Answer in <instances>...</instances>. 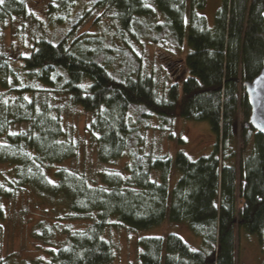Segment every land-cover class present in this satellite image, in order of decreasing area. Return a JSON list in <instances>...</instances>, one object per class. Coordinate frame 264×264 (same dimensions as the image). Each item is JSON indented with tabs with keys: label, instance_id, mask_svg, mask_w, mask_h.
Listing matches in <instances>:
<instances>
[{
	"label": "trees",
	"instance_id": "obj_1",
	"mask_svg": "<svg viewBox=\"0 0 264 264\" xmlns=\"http://www.w3.org/2000/svg\"><path fill=\"white\" fill-rule=\"evenodd\" d=\"M58 1L62 15L18 58L19 68L0 53V163L10 166L0 173V219L5 200L30 191L52 202L62 222L36 224L32 237L54 248L28 264H109L113 247L103 233L114 219L129 230L168 219L200 238L194 249L172 233L140 237L139 264H238L237 230L259 237L264 230V133L244 125L242 86L261 68L264 0H221L211 27L198 11L204 0H90L117 24L119 45L76 35L87 12L70 11L84 0ZM25 15L24 0H2L0 35L7 20ZM142 37L176 47L185 38L187 76L163 98L127 41ZM66 103L91 114L85 133L97 163L127 157L120 171L61 165L78 158L82 143L64 123ZM152 116L160 130L175 116L206 122L211 153H141L140 131Z\"/></svg>",
	"mask_w": 264,
	"mask_h": 264
},
{
	"label": "rangeland",
	"instance_id": "obj_2",
	"mask_svg": "<svg viewBox=\"0 0 264 264\" xmlns=\"http://www.w3.org/2000/svg\"><path fill=\"white\" fill-rule=\"evenodd\" d=\"M24 1L26 15L7 20L0 35V53L6 55L9 63L17 68L22 65L18 58L27 56L35 47V42L44 36V31L51 30L54 21L63 13L58 0ZM220 5L221 0H204V6L198 10L205 17L208 26L213 25L215 11ZM79 9L87 13L84 14L85 17L79 24L76 35L105 38L111 36L112 44L121 43L115 35L117 24L103 14L102 10L92 8L90 0H84V3L76 2L70 14ZM156 19L161 21L162 17L158 15ZM127 41L142 61L141 75L152 78L153 88L158 97H165L171 85H180L187 76L184 66V57L187 52L185 38L180 47L167 42L151 43L143 37ZM32 84L43 87L40 84ZM88 85L85 83L84 86ZM4 92L5 90L0 88V94ZM63 112L64 123L75 137L81 139L82 143L78 158L71 162L65 161L61 165L85 167L86 172L88 170L120 171L127 162L126 156L111 163L96 162L94 147L85 133L91 114L80 106L67 103L63 105ZM158 126L156 117L152 116L147 120V127L141 129L142 139L139 144L141 153L150 154L153 157L173 158L177 152H182L189 158L196 159L212 151L215 136L206 122L175 116L171 127L160 130ZM0 173L9 175L10 166L0 163ZM178 176V171L174 169L170 178V187ZM57 215V207L52 202L43 201L34 192L24 191L17 193L11 200H5L4 216L0 219V264H28L38 259L47 260V251L54 247L32 237V230L42 220L47 223L61 224L62 222L57 220ZM113 221L114 224L103 233L113 247V257L109 264H139L140 249L137 240L143 236H164L172 233L182 238L191 248L201 247L200 238L194 236L184 223L165 219L159 225L149 229L129 230L117 223L115 219ZM56 237L61 238L59 235ZM236 237L238 264H264V230L259 237L238 229Z\"/></svg>",
	"mask_w": 264,
	"mask_h": 264
},
{
	"label": "water",
	"instance_id": "obj_3",
	"mask_svg": "<svg viewBox=\"0 0 264 264\" xmlns=\"http://www.w3.org/2000/svg\"><path fill=\"white\" fill-rule=\"evenodd\" d=\"M264 36V5L261 13ZM248 98L250 114L245 127H251L257 132L264 133V54L259 73L248 82L242 84Z\"/></svg>",
	"mask_w": 264,
	"mask_h": 264
},
{
	"label": "snow or ice",
	"instance_id": "obj_4",
	"mask_svg": "<svg viewBox=\"0 0 264 264\" xmlns=\"http://www.w3.org/2000/svg\"><path fill=\"white\" fill-rule=\"evenodd\" d=\"M0 2H2V0H0Z\"/></svg>",
	"mask_w": 264,
	"mask_h": 264
}]
</instances>
